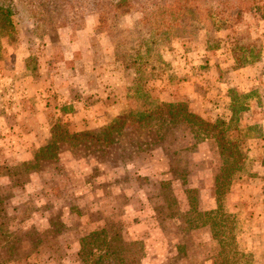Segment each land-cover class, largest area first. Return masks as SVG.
<instances>
[{"label":"rangeland","instance_id":"1","mask_svg":"<svg viewBox=\"0 0 264 264\" xmlns=\"http://www.w3.org/2000/svg\"><path fill=\"white\" fill-rule=\"evenodd\" d=\"M0 5L11 8L14 25L10 31L0 18V264H83L78 251L84 238L102 229L117 251V257H104L105 264H218L208 227L195 226L204 217L198 213L216 208L215 192L224 189H229L224 212L232 214L237 236L246 240L242 245L255 247L256 255L264 252V171L250 161L262 159L260 142L243 140L244 153L251 146L244 160L222 157L214 137L195 136L188 126L177 130L166 124L169 131L161 127L160 142L154 143L159 122L140 127L130 121L115 143L89 135L58 141L55 158L26 174L18 167L50 141L56 122L70 133H98L110 123L81 129L82 116L64 115L74 109V100L77 106L82 100L93 103L98 116L102 108L92 92L116 85L125 96L120 113L137 114L150 104L146 95L160 99L183 75H203L210 64L229 75L236 42L255 40L261 51L259 61L248 65L256 67L251 90L260 102L253 100L241 112V123L264 126V0H0ZM216 40L221 48L207 51ZM160 60L172 64L175 81H164L170 72ZM136 65L144 69L139 74ZM242 87L228 85L227 96L248 93ZM99 97L114 100L106 93ZM171 101L193 109L187 98ZM22 108L31 109L25 117ZM250 170L257 174L249 176ZM228 174L230 184L224 181ZM254 264H264V255Z\"/></svg>","mask_w":264,"mask_h":264},{"label":"trees","instance_id":"2","mask_svg":"<svg viewBox=\"0 0 264 264\" xmlns=\"http://www.w3.org/2000/svg\"><path fill=\"white\" fill-rule=\"evenodd\" d=\"M11 8L9 6L4 7L0 5V18L3 20V24L5 27H8L10 31H14V25L13 20L11 18ZM240 13L237 12V15L239 17ZM225 19L221 18V21H224ZM215 43H212L211 45H208L205 47L207 51L209 50H217L221 47L219 40L213 41ZM233 54V59L236 62V65L233 66V68H241L246 67L252 63L258 62L259 58L261 56V51L259 47L255 44V40H249L246 43H237L234 44V46L231 48ZM236 50H239L242 53H246L250 55V58L248 59L245 57V55H242L243 58L239 57ZM139 54V51L137 52ZM136 59V58H135ZM136 61V60H135ZM160 63L164 65V70L170 72V76H168V80L163 77L164 81H175V74L177 71H175L174 68H172V64L168 63L167 61H161ZM134 64H136L134 62ZM130 65H127L128 67ZM131 67V66H130ZM135 69L136 73L139 74L142 69L141 67H132ZM164 71V72H165ZM178 74V73H177ZM167 75V73H166ZM141 76V75H140ZM264 76V74H263ZM186 76L183 75L181 79H178L174 83H178L179 81L185 80ZM173 83V84H174ZM169 84V85H173ZM146 94H148L145 91ZM229 95V94H227ZM240 98H233L231 95L228 96L229 103H228V109L230 110V114L227 117H221L218 115L215 117L214 120H207L203 118L204 116L196 113L193 109H189L183 102L181 101H165L162 99H149V106L143 109L141 112L134 114L131 112H122L118 113L108 125L102 127L98 133L95 132H73L70 133L68 129L64 128L61 123H55L51 129V135L52 138L50 141L40 147L36 152L33 154V159L27 162L20 163L18 167H21L20 173L24 171L26 174L27 170L30 169H36L38 168L40 161L43 160H50L55 158L54 155H56V151L58 149V141H80V137H84L86 135H89V138H93L96 142H102L106 144L115 143L117 138H119L124 126L130 122L135 121L139 124L140 127H143L142 123H145V125H149L148 122L154 121L159 122V125L156 127H153L155 129L153 133V141L154 143H159L160 139L159 136L161 133V127H163L166 124H169L172 128H176L179 130L182 128V126H188L192 128L194 131V135L197 136L198 134L204 135L203 137H214L217 140L219 153L222 157H242V160L246 159L247 154L249 153V148L245 149V153L241 150V145L243 144V140L249 139V138H262V126L257 123H249L246 125H243L242 122V116L241 112L245 113L249 111L252 107L251 104H253V100L257 103L260 102V96L256 90H250L248 93L242 94ZM244 98L246 100H244ZM70 109V107L68 108ZM67 111V110H66ZM3 115H5V112H3ZM167 126V125H166ZM167 130L169 131L170 127L167 126ZM59 129V132H55V129ZM159 128V129H158ZM90 129V128H85ZM164 133V132H163ZM59 135V136H58ZM238 139V141H237ZM242 143V144H241ZM249 156V155H248ZM232 158V157H231ZM251 162H257L256 160L252 159ZM257 160L261 161V163H264V156H262V159L260 157L256 158ZM236 165V164H235ZM233 165V166H235ZM252 167V165H251ZM257 167V166H256ZM231 168V167H229ZM236 167H234V170ZM232 170V171H234ZM231 171V173H232ZM23 173V174H24ZM221 173V169H220ZM257 173L250 170L249 176H254ZM225 176V175H223ZM229 177V178H228ZM241 175L239 176V178ZM220 176V180H221ZM228 180H224L225 182H228L230 184V175H227ZM216 184L218 182V178L215 179ZM232 184V183H231ZM163 185V186H162ZM162 189H164L167 186V189L169 187V184L167 182H163L161 184ZM218 190V189H217ZM223 190V189H222ZM229 193V189H224L223 191H216L215 192V198H216V208L209 211H202L201 213H198L199 215H203L202 219L197 223L195 227H201L206 226L209 229L211 240L214 241L217 244L218 250L216 251V255L220 258H218V264H254L257 262V259L261 258L264 255V252L260 253L259 255H256L257 251L255 247L251 249V247L247 248V244L242 245V241L244 240L237 236L236 233V226L232 223L233 221L230 220V218H233L231 213H225L223 204L226 200L225 194ZM222 195V196H221ZM172 199L175 201V199L172 197ZM225 199V200H224ZM251 213L249 216L251 217ZM232 216V217H231ZM104 229L100 231L92 232L90 235H88L86 238H84V241L80 247V250L78 251L79 257L82 260L83 264H105L104 257H110L111 254H116L117 257V251L112 250L110 245L107 244L106 236L102 234ZM246 239V238H245ZM246 241V240H244ZM241 244V246H240ZM185 247V246H183ZM124 260L120 259V262H123ZM217 262V261H216ZM217 264V263H215Z\"/></svg>","mask_w":264,"mask_h":264},{"label":"crops","instance_id":"3","mask_svg":"<svg viewBox=\"0 0 264 264\" xmlns=\"http://www.w3.org/2000/svg\"><path fill=\"white\" fill-rule=\"evenodd\" d=\"M220 69L221 67L219 65L210 64L208 70H206L203 75H201L200 73L197 74V72L189 73L188 75H185V80L179 81L177 84L174 83L173 85H170V87L172 88L169 91L167 89H164L160 93V99L165 101H171L174 98L184 97L191 101V108H193L196 113H199L203 116H209V114H214L218 116L220 115V113L226 112L225 117H227L230 114V110L228 109L229 99L227 96L228 85L234 86L237 89L242 86H247V89L245 91H250L251 88L255 86L253 84L256 82L257 74H254L253 70L256 69V67H253V65L241 68L232 67L229 75L228 73L225 74L223 72H220ZM116 84L120 85L121 87L123 83L119 81L118 83L116 82ZM97 85H99L100 87L103 86L100 79H97ZM115 86L116 85H114L113 90H111L112 87L103 86L102 91H100L99 89L94 92H92V90L90 91L92 92L94 98L97 99L96 103L99 105V107L102 108L98 113V116L95 115V109H93L96 108V106L92 105L93 103L91 105H85L83 103V100L82 104H78V106L75 103L80 102L78 100H74V109L66 111L64 115H69L71 118H77L82 116L80 118L82 119V121L80 122L81 129L99 127L102 124L111 121L126 106L124 103L125 96L122 97L121 94L118 95V91ZM82 89L88 90L86 86H84ZM105 89L107 90L105 91ZM95 92H98V95H96ZM100 92L106 93L108 97H114V100H112V102L110 103L104 102L105 100L99 97ZM215 100L219 101V104L221 105L214 104L213 101ZM35 109L36 113L40 110V108L37 106H35ZM29 110L31 109L26 110L22 108V114L20 116L26 115L28 113L27 111ZM255 141L260 142V144L263 145V149H261V154L262 156H264V126L262 128V138L248 139V143ZM247 148H251V146L248 145ZM249 152H251L250 149ZM256 166L260 167V170L264 171V163L262 164L261 161L257 160ZM262 184H264V182H262Z\"/></svg>","mask_w":264,"mask_h":264}]
</instances>
